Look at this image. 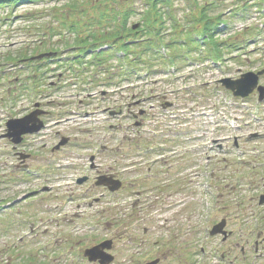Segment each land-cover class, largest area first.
<instances>
[{"label":"flooded vegetation","instance_id":"1","mask_svg":"<svg viewBox=\"0 0 264 264\" xmlns=\"http://www.w3.org/2000/svg\"><path fill=\"white\" fill-rule=\"evenodd\" d=\"M15 80L5 79L9 99L0 119V156L8 158L1 166L0 193L3 189L6 197L0 198V214L17 205L27 210L29 218L22 219L27 225L15 239L28 234L27 244L40 248L42 256L37 260L29 249L12 252L14 260L20 264H264V158L243 160L250 139L234 140L227 127H220L214 136L220 158L208 153L201 158L200 144L209 127L197 126L186 141L188 130L180 128L185 122L176 117L177 130H169L166 123L174 114L168 111L174 104L167 101V92L140 97L131 93L124 114L116 105L96 106L110 121L107 129L105 124L94 126L87 129L88 139L78 140L76 135L73 139L71 134L52 131L58 121L38 100V91L23 93ZM22 102L26 106L21 108ZM144 104L149 109L142 108ZM156 110L166 123L152 128ZM29 117L43 127L35 129L36 123L26 120ZM121 117L129 118L127 128L121 129ZM13 119L23 121L18 132L9 128ZM124 129L128 138H121ZM64 136L68 142L58 146ZM126 139L132 158H105L118 154ZM74 147L79 150L75 156L60 155ZM239 148L241 154L234 159ZM185 154L199 157L184 158ZM240 168H250V176ZM107 179L115 180L114 187L102 184ZM58 180L63 182L56 184ZM245 184L249 190L254 187L255 194L230 201V195L240 192L237 187ZM222 195L229 199L219 202ZM44 197L51 214L38 228L41 221L35 212ZM233 223L244 234L237 235ZM0 232L2 236L1 226ZM21 240L9 239L11 246L3 240L5 253L21 246L25 242Z\"/></svg>","mask_w":264,"mask_h":264},{"label":"rangeland","instance_id":"2","mask_svg":"<svg viewBox=\"0 0 264 264\" xmlns=\"http://www.w3.org/2000/svg\"><path fill=\"white\" fill-rule=\"evenodd\" d=\"M113 1L119 6H122L120 7L122 10H126L128 4H131V11H134V13L128 20L127 25L130 27L133 24L139 23L131 28L140 27V16L144 9L143 0ZM206 1L215 5V7L213 5L210 12L212 16L220 14L222 19L226 20L225 25H220L222 31H220L217 36L218 38H215V40L219 39V41H225L227 44L232 43V41L241 43V47L233 51L228 49V45H223L222 59L218 61L214 60L215 62H212L213 60L210 56L208 58L204 57V50H190L188 53L184 48L183 56L179 57L174 64H170L166 61L170 62L168 56L171 51L168 47L164 46L165 50H163V48L160 49L159 59H152L153 70L156 72L151 73L147 71L144 66H140L137 71L134 70L132 75L138 74V76L142 77H139V79L133 77L134 79H131V77L129 78L130 75L120 76L125 65H123V62L118 58L121 56V54L118 53L120 51L111 50V46L118 44V42L113 43V41L104 40V42L99 45L101 50L108 49L111 50L113 54L115 53L112 58L107 60L109 64L108 71H106V64H103L102 67L98 69L96 66L92 68L89 64H86V66L84 65L85 68L82 69L81 65L75 64V62L71 63V60L74 59L73 55L76 54V49H73V51L72 48H69L67 45L68 42H70V44L73 43L72 39L75 35L73 30L70 29V25L77 26L78 28L79 21H81V24L85 25L81 27V32L86 33L92 31L98 33L99 36L103 35L106 28V24L89 26L92 21H97L95 18L98 17V13H96L98 11L95 9L96 5L91 7V0H36L33 2H18V4H12L13 6L7 3L0 4V62H2L1 59H4L6 62L11 63V60H14L11 58L13 53L17 54L21 53V51L30 53L29 49L36 46H41V49H39L41 51L50 50L53 52V50H55L59 52L52 55V57H54L53 59L57 58L56 61L60 62L58 64H60L61 67H59V65L54 67L53 64L48 65L47 68H43L41 74L43 80L47 82H44L43 85H46V87L48 86L51 91H48L46 88L43 89V91H38L39 96H41L38 100L47 104L46 109L54 112L55 118L60 121V124L52 129V131L57 129L59 134H71L73 139H75L76 135L78 140L81 138L88 139L89 136L86 134L87 128L91 126L99 127L105 124L104 127L107 129L106 125L110 123V121H106L103 114L99 113L91 115L90 117H85V112L88 110H96V106H100L99 109H101L102 106H112L115 104L116 106L120 105L123 111L122 113H126L125 108L130 100L129 96L131 93L138 95L139 91H142L148 94L151 92L149 88L152 87L155 92H167V101L174 104L173 110L168 111L170 114H174V117L171 115V122L166 123L163 120V116L159 114L157 110L155 112L153 111L151 122L154 126H152V128H154L155 125L164 126L166 123L169 130L175 131L177 130V125L173 120L178 117L185 122V125L180 128H186L188 130L185 133V137L188 138L186 141H188L189 138H192L191 136L194 132V128L200 126L201 130H205L206 127L211 125V118L203 116L194 120L190 117L191 112L208 109L206 111H209L212 117L219 115V120H221L222 116H228L229 113H232L233 120H235L234 124L237 122L241 126V129L237 131L238 134H246L248 131L253 130H261L263 132L260 139L245 146L244 149H246L247 158L243 160L249 158H264V104L256 103V94L249 96L245 100L231 98V95L226 90L222 89L217 82L224 77L234 79L237 78L240 73L245 74L247 71L255 72L264 69V0H248L246 3H244L245 0H176L172 6V16H175L177 23L180 22L182 24L181 26H184L183 28L186 30L189 20L187 15H190L189 10L191 11L193 9L195 3L205 5ZM74 3L76 4V13L81 12L83 17L80 16V14L73 15L72 13H68L65 16V20L61 21V17L59 16H62L63 12L71 10L72 4ZM257 4H260V6H257ZM237 5L246 7V10L230 18L231 12L235 10L234 8H236L235 6ZM100 10L103 13L104 9L101 8ZM171 21V18H167L166 24H169ZM62 22L68 25H63ZM171 30L172 29L168 26V29L163 31L165 33L163 43L170 41L171 38L174 39L175 35L172 37ZM243 37L244 39L241 41L240 38ZM183 38L184 39L181 38L178 40L184 41L186 39L185 37ZM82 47L86 49L88 46L85 43ZM24 49L28 51H24ZM89 53L93 54V52ZM206 53L210 54L211 51L207 50ZM160 57H162V59ZM83 58L89 62L94 56L84 53ZM41 64L47 66L48 63L41 62ZM1 68L4 70L10 69L11 71L17 67L11 68L10 66H4ZM54 68L56 69L52 70ZM15 71L16 69L11 72L13 73ZM144 74L152 75L145 78L143 77ZM91 78L97 80L98 83L95 81L86 83ZM118 79L120 80L118 84L109 86L106 83L107 81L116 82ZM259 84L264 86V75L259 77ZM6 86L7 85L0 87L1 121L3 120L1 115H6L5 108L3 107L6 106L7 100L9 99L6 96ZM182 86H184L183 89H181ZM102 88L107 92L110 90L115 91L114 93H106L104 99H102L99 98V94L95 95V92H97V90H102ZM87 93L91 95L89 96ZM9 96L12 98L13 95ZM49 101L51 104H48ZM22 104L21 108L26 106L25 102H22ZM142 108L149 109V105L144 104ZM133 110L137 113V108ZM257 115L262 118L261 121H256V119H254V116ZM66 117L69 119L65 121ZM129 122V118H122L120 124H122L123 128H127ZM234 133H236V130H234ZM120 134L121 138H123V136L125 138L129 137L127 129L122 130ZM128 143L124 141L121 144L122 150H120L118 154L106 156L105 158H132L129 154L132 148ZM0 146H3L1 141ZM254 152H256L255 154L257 155L253 154ZM77 153H79V150L74 147L70 149V151H64L60 155H69L68 157H73ZM132 154H134V152ZM198 157L199 156L196 154L195 156H190L188 154L184 156V158L195 159ZM178 158L179 157L171 159L170 163L176 161ZM6 160H8V158L0 156V176L3 170L1 166ZM242 164L243 166L245 165L244 162ZM232 166L233 168L231 169L234 171L235 165L233 163ZM248 169L250 170V168H243L240 171H243L244 175L246 173L250 176ZM56 175L58 179H63L60 177L59 173ZM169 181L171 182L172 180ZM219 181L220 179L218 183ZM244 181L247 182V179H244ZM62 182L63 180H58L56 184ZM246 185L247 184L243 187H237L241 188L240 192L234 193L232 196L230 195V201L231 199L233 201L235 196L239 197V200H241L240 196H243L242 200L250 199V196L255 194V192H252L254 187L249 190ZM2 191L3 192L0 193V198H5L6 192L3 189ZM7 193L9 196L12 194L11 191ZM226 199H229V195H222L219 197V202L227 201ZM50 211L48 197H44L41 207L35 212V217L37 216V219L40 218L39 220L41 221L39 222L40 228L44 224L42 223V219L47 220V217L51 214ZM27 213V210L17 205L11 207L9 211L0 216V226L2 229V236L0 238V264H20L18 260L16 261L11 257V253H15L16 251L24 253L30 249L31 255L36 256L37 260L42 256L40 248L36 249L33 248L34 246L27 244L31 242H29L30 239L20 244L21 246L19 247H11L9 249L10 252L4 253V249L8 248H5L2 242L9 241V239L13 241L19 231L26 227L27 223L22 219L29 218ZM246 228L250 230V226H246ZM233 229L237 235L242 232V230H239V225L236 223H233ZM240 234L242 235L244 232ZM233 241L237 240L234 239Z\"/></svg>","mask_w":264,"mask_h":264},{"label":"trees","instance_id":"3","mask_svg":"<svg viewBox=\"0 0 264 264\" xmlns=\"http://www.w3.org/2000/svg\"><path fill=\"white\" fill-rule=\"evenodd\" d=\"M33 1L36 0H0V4L7 3L9 5H15L18 4V2ZM175 1L176 0H143L142 3L144 9L142 10L140 16L141 24L140 27L133 30L131 26L128 27L127 25L128 20L132 17L134 13V11H131V4H128L126 10H122L120 8L122 6H119L117 3H114L113 0H91V7L93 5H96L95 9L96 11H98L96 12L98 13V17L95 18L97 21H92L89 26H94L95 24H106L105 31L103 35L100 36L98 33L91 31L84 35V33L80 31V28L85 25L81 24V21H79L78 28L77 26L71 25L75 36H77V38H75V40L73 41L75 44H80V46L86 43L88 48H94L95 46H98L103 43L104 40L113 41V43L118 42L117 45H114V48L118 50H123L124 52V55L122 56L123 58L120 59L122 61L127 60L128 64L132 67L136 66L137 63L140 65L144 64L145 62H148L149 58L156 59L155 55L158 54V47L160 43H163V31L168 29V26L170 27V29H172V36H177L178 34L183 33V36L186 38L184 45L187 46L199 45L198 41L196 40V36L201 37L202 39H205V37H207V47L205 51H211L209 55H211L215 59L222 56L223 45H228V49H230V51L236 50L237 48L241 47V43H237L235 41H232V43L227 44L225 41H219V39L215 40V38H218L217 36L220 31H222L220 25L225 23V20L222 19L220 14L215 16L211 15L210 12L214 5L213 3H209L208 1L205 2V5H199L195 3L193 9L191 8L192 10H189L190 15H187V18L189 19L187 22L188 28L184 31V26H181L182 24L180 22L177 23V19L175 18V16H172V6ZM101 8L104 9L103 13L100 10ZM75 12L76 4L74 3L72 4L71 13L74 15ZM235 15L236 13L230 14V18L234 17ZM65 16L66 15H63L61 19L65 20ZM80 16L83 17V14H80ZM167 18L172 19L169 24H166ZM108 28L112 30H109ZM176 40L178 39L175 38L166 45L171 50L176 52V57H179L178 50L183 45L179 40V42ZM137 49H139L140 53L142 52L141 54L144 55V57L141 56V59L138 60L132 56ZM100 56L102 62L107 64V60L112 58L114 54L108 50L101 52ZM130 74L132 73H130V69L128 68L125 72H122V74L120 75L128 76Z\"/></svg>","mask_w":264,"mask_h":264},{"label":"water","instance_id":"4","mask_svg":"<svg viewBox=\"0 0 264 264\" xmlns=\"http://www.w3.org/2000/svg\"><path fill=\"white\" fill-rule=\"evenodd\" d=\"M260 73L262 72H248L245 73V75L243 74L239 79L236 80L224 78L221 80V83L224 85V87L232 90L234 95L246 96L257 86L258 74ZM257 89L259 90L260 94H262L264 91V88L260 86H258ZM26 120L33 121V118L29 117ZM22 122L23 121L13 119L9 121L8 125L10 129L14 130L15 132H18L17 129L19 128Z\"/></svg>","mask_w":264,"mask_h":264}]
</instances>
